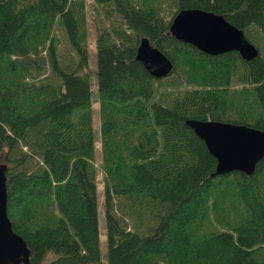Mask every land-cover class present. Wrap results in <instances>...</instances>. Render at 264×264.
I'll list each match as a JSON object with an SVG mask.
<instances>
[{"label": "trees", "instance_id": "16d2710c", "mask_svg": "<svg viewBox=\"0 0 264 264\" xmlns=\"http://www.w3.org/2000/svg\"><path fill=\"white\" fill-rule=\"evenodd\" d=\"M93 3L111 17L97 28L94 69L109 154L107 264H264V156L252 173L212 175L215 156L185 124L264 128V0H169L170 13L132 0ZM182 7L222 14L259 55L209 54L176 39L169 25ZM84 13L83 0H0V165L26 264L50 250L47 264H103ZM141 36L172 60L171 73L152 76L136 59ZM242 90L247 104L230 103Z\"/></svg>", "mask_w": 264, "mask_h": 264}, {"label": "water", "instance_id": "95a60500", "mask_svg": "<svg viewBox=\"0 0 264 264\" xmlns=\"http://www.w3.org/2000/svg\"><path fill=\"white\" fill-rule=\"evenodd\" d=\"M169 30L176 39L191 43L209 54L236 50L247 60L259 55L258 47L241 28L212 10L182 7L171 19ZM136 59L155 77L166 76L173 70L172 60L147 36L139 39ZM185 124L193 129L215 156L216 165L212 175L232 170L252 173L256 163L264 156V128L195 117L186 118ZM6 204L5 167L0 165V264H26L28 247L12 229Z\"/></svg>", "mask_w": 264, "mask_h": 264}, {"label": "rangeland", "instance_id": "374dc122", "mask_svg": "<svg viewBox=\"0 0 264 264\" xmlns=\"http://www.w3.org/2000/svg\"><path fill=\"white\" fill-rule=\"evenodd\" d=\"M84 1V21H85V40L86 45L88 47L89 53V71H90V80L92 86V94H91V112H92V119H93V126L95 131V142H94V164L96 170V178L98 183V200H99V215H98V224H99V231H100V247H101V254H102V263L107 264V257H106V241H105V215L103 212V185H104V178L107 174L104 167H107L109 164V154L108 151L105 149V144L102 140V134L100 132V100L96 88V75L94 69L96 67V48H95V38L97 28L100 26H107L109 21H111V17L109 16L108 12L104 5L93 3V0H83ZM133 2H137L138 4L147 5V6H154L156 4L157 7L161 8V12H171V5H169V0H132ZM108 14V16H107ZM58 34H62L61 30L57 29ZM254 39L257 40L256 35H253ZM72 53V54H71ZM44 54L46 52L44 51ZM74 52L69 49L67 42L65 41L64 37L61 36V42L59 46V55L62 57V62L64 64H70L72 62ZM45 59V56H43ZM181 68L185 66H180ZM48 69L43 74H35V77H43L48 73ZM46 77H49L48 75ZM160 84V83H159ZM163 91L166 90L167 86L164 83H161ZM171 88H175L174 84H172ZM243 91L235 94H229L228 99L229 102L234 104L232 101L235 100L239 101L241 104L239 107L246 105ZM56 256L54 251H48L44 259L40 264H47L52 258Z\"/></svg>", "mask_w": 264, "mask_h": 264}]
</instances>
